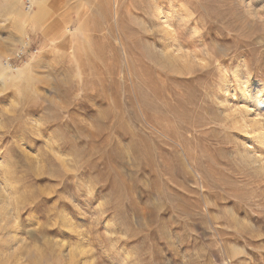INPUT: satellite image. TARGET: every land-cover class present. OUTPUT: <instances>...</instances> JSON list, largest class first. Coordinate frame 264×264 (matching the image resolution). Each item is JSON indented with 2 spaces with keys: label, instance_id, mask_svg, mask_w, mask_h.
<instances>
[{
  "label": "rangeland",
  "instance_id": "rangeland-1",
  "mask_svg": "<svg viewBox=\"0 0 264 264\" xmlns=\"http://www.w3.org/2000/svg\"><path fill=\"white\" fill-rule=\"evenodd\" d=\"M4 3L0 264H264V0Z\"/></svg>",
  "mask_w": 264,
  "mask_h": 264
},
{
  "label": "bare ground",
  "instance_id": "bare-ground-1",
  "mask_svg": "<svg viewBox=\"0 0 264 264\" xmlns=\"http://www.w3.org/2000/svg\"><path fill=\"white\" fill-rule=\"evenodd\" d=\"M15 1L16 0H5V8L7 9V8H11L13 5H14V3H15ZM166 24V23H165ZM10 27V26H9ZM15 27H13V29H12V31H9L5 36H4V41H3V43H2V45L3 46H5L7 43H10L12 40H13V38L15 37ZM1 45V46H2ZM18 73V72H17ZM258 87L260 88V85L258 84ZM147 116V115H146ZM145 119H146V117H145ZM240 124V123H239ZM241 126V127H240ZM249 126H252V127H254V129L257 131V132H259V136H260V141H263V136H261V135H263V133H262V131H261V126H260V123L259 122H253V123H251V124H249ZM239 127L245 132V133H249L248 132V129H250V128H248L247 129V126L244 124V125H239ZM240 129V130H241ZM236 130V129H235ZM243 132V133H244ZM228 136V135H227ZM239 141H240V139H238ZM242 140V139H241ZM238 142V141H237ZM240 145V144H239ZM248 145V144H247ZM241 146V145H240ZM250 150H247L246 148H244L243 149V152H242V155L246 158V160H248V159H250L251 160V162L250 163H254L257 167H256V169H258V170H261V171H264V162L259 158V157H257L256 155H254V154H252L251 152H249ZM260 155V154H259ZM246 164V163H245ZM243 166V165H242ZM254 166V165H253ZM2 190V189H1ZM8 190V189H7ZM2 193V192H1ZM0 193V203H1V205L3 204V206L5 205V202H3L2 201V194ZM214 196V195H213ZM221 199V198H220ZM7 200V199H6ZM224 200V199H223ZM226 202V201H225ZM228 202V201H227ZM244 202V201H243ZM240 203V202H239ZM212 204H214L213 202H212ZM220 204V203H219ZM6 205H7V203H6ZM223 205V204H222ZM228 205V204H227ZM239 206V205H238ZM237 206V207H238ZM4 207H6V206H4ZM229 207V206H228ZM232 207V206H231ZM241 208V207H240ZM4 209V208H3ZM7 209V208H6ZM247 209V208H246ZM8 210V209H7ZM6 211V210H5ZM5 211H0V233H2L3 234V236L4 235H7V234H9V233H6V229H7V225L9 224V222H12V221H14V216L11 214V212L10 213H8V212H5ZM10 211H11V209H10ZM245 212V211H244ZM248 213V212H247ZM230 214V213H229ZM233 214V213H232ZM246 214V213H245ZM236 215V214H235ZM244 215V214H243ZM251 215V214H250ZM215 216H216V214H215ZM231 216V215H230ZM234 216V215H233ZM234 217H236V216H234ZM250 217V216H249ZM220 218V217H219ZM239 218V217H238ZM252 218V217H251ZM214 219V218H213ZM237 219V218H236ZM243 219V218H242ZM248 219V218H247ZM239 222V221H238ZM241 222V221H240ZM237 223V222H236ZM247 223V222H246ZM217 225H219V223L217 224ZM213 227V226H212ZM218 227V226H217ZM220 227V226H219ZM213 231V230H212ZM214 234V233H213ZM223 236V235H222ZM221 236V237H222ZM214 238L216 239V240H218L219 238H220V235H219V230H217V229H215V234H214ZM214 239V240H215ZM253 239V238H252ZM220 241V240H219ZM216 243V242H215ZM256 244V243H255ZM214 245V244H213ZM218 246H220V245H218ZM40 252H42V251H40ZM237 252V251H236ZM248 253V252H247ZM39 257V256H38ZM263 260V259H262Z\"/></svg>",
  "mask_w": 264,
  "mask_h": 264
},
{
  "label": "built area",
  "instance_id": "built-area-1",
  "mask_svg": "<svg viewBox=\"0 0 264 264\" xmlns=\"http://www.w3.org/2000/svg\"><path fill=\"white\" fill-rule=\"evenodd\" d=\"M24 55V48L17 49L11 54L5 56L4 65L10 69H15L16 62L21 60Z\"/></svg>",
  "mask_w": 264,
  "mask_h": 264
}]
</instances>
